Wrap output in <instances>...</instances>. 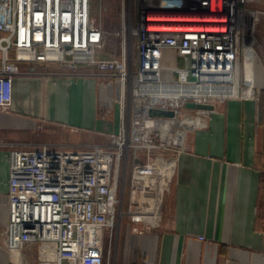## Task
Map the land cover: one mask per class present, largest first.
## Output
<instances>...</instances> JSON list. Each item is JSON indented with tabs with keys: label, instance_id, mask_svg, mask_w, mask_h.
I'll use <instances>...</instances> for the list:
<instances>
[{
	"label": "built area",
	"instance_id": "built-area-1",
	"mask_svg": "<svg viewBox=\"0 0 264 264\" xmlns=\"http://www.w3.org/2000/svg\"><path fill=\"white\" fill-rule=\"evenodd\" d=\"M93 1L0 0V112L12 104L13 81L30 64L56 65L68 71L82 66L107 73L120 85L119 124L105 145L64 150L49 144L6 153L7 223L0 228V247L20 264H110L111 237L119 206V160L124 149L153 151L167 131L169 142L181 130L178 122L200 119L210 111L188 109L186 103L213 105L245 98L249 85L240 88V60L253 55V40L244 32L256 10V0H132L140 15L126 53L125 0H121V50L104 55L106 32L92 14ZM243 22V23H242ZM240 23L242 27L240 26ZM185 57L182 65L166 67L162 53ZM129 94V123H123L124 97ZM252 97H255L254 91ZM171 112L168 116L165 113ZM166 126V131L163 128ZM159 160L162 163H173ZM155 179L160 195L168 190L167 177ZM173 173V171H172ZM165 183V184H163ZM137 234L158 222V209L128 215ZM33 254L26 256V251ZM105 250V251H104Z\"/></svg>",
	"mask_w": 264,
	"mask_h": 264
},
{
	"label": "crops",
	"instance_id": "crops-1",
	"mask_svg": "<svg viewBox=\"0 0 264 264\" xmlns=\"http://www.w3.org/2000/svg\"><path fill=\"white\" fill-rule=\"evenodd\" d=\"M251 8L264 33V0ZM246 57L255 97L228 99L202 116L204 125L185 137L167 175L160 220L137 234L131 229L142 226L128 217L114 238L110 264H264V93L258 96L264 68L260 60L255 65L257 56ZM22 70L10 110L0 112V228L8 219L9 149L104 145L121 114L120 85L107 73L43 64ZM111 240L106 234L105 250ZM0 264H16L1 247Z\"/></svg>",
	"mask_w": 264,
	"mask_h": 264
},
{
	"label": "rangeland",
	"instance_id": "rangeland-1",
	"mask_svg": "<svg viewBox=\"0 0 264 264\" xmlns=\"http://www.w3.org/2000/svg\"><path fill=\"white\" fill-rule=\"evenodd\" d=\"M92 4L93 17L97 22H101L103 30L107 33L104 54L109 56L117 54L121 50V36H117L114 33L119 30L120 26L121 0H102L101 3L99 1H93ZM252 5H254V2L247 4L246 9L255 10L251 8ZM139 15L140 11L138 7L133 4V1L125 0V50L127 54H131L133 51L132 44L134 39L131 37V33L138 22ZM259 17L260 16H254L248 18L246 23L251 25L254 24V31L244 32V35L247 43L249 40H253V48L257 56L255 65H258V61L260 60L264 68V33L261 31V27L257 22ZM242 25L240 23L241 27ZM184 61L185 57L179 56L170 50H165L162 53V64L166 67L180 66ZM243 67L244 65L241 58L239 70L240 88H246L245 80H247V77ZM252 90L255 94L256 88L253 87ZM124 103V109L122 112L123 123L127 126L129 123V94L127 89ZM189 132L190 131L186 133L185 137ZM157 139L159 148L153 151H140L130 148L123 150L122 156L119 160V206L117 208L115 223L111 234V239L113 240H111L110 243V253L111 248L113 247L114 238L117 233L124 229L130 213L135 211H146L154 208L161 209L162 207L163 196L166 192L163 193V196L160 195L159 184L155 179V171L159 160L172 162L173 159L176 158L179 146H174L168 139L166 140L161 135ZM107 143L108 139L106 137L105 144ZM171 170L172 167L170 166L169 169L165 171L163 179L167 178V175ZM168 183H170V179L168 180Z\"/></svg>",
	"mask_w": 264,
	"mask_h": 264
},
{
	"label": "bare ground",
	"instance_id": "bare-ground-1",
	"mask_svg": "<svg viewBox=\"0 0 264 264\" xmlns=\"http://www.w3.org/2000/svg\"><path fill=\"white\" fill-rule=\"evenodd\" d=\"M246 52L251 53L253 55V52L250 49V47L246 49ZM252 89H253L252 86L248 87L245 93V99H252V92H253ZM199 124H200V119L198 120V119H192V118H186L182 120L181 122H178L177 125L181 127V130L175 134L174 138L172 139L173 143L177 145H182L184 142V138H185V132L187 130L192 129L195 126H198ZM163 128L165 129L164 131H166L167 127L164 126ZM164 138L166 140L169 139V137L167 136V131L164 134ZM170 166L173 168V163L167 164V167H168L167 169H169ZM165 171H166L165 166L161 163L157 169V172L160 173V174H157L159 180L164 181L163 177L165 176ZM14 261L16 262V264H20L17 257H14Z\"/></svg>",
	"mask_w": 264,
	"mask_h": 264
},
{
	"label": "water",
	"instance_id": "water-1",
	"mask_svg": "<svg viewBox=\"0 0 264 264\" xmlns=\"http://www.w3.org/2000/svg\"><path fill=\"white\" fill-rule=\"evenodd\" d=\"M185 107L188 109H193V110H199V111H213L214 106L213 105H202V104H193V103H186ZM168 116H171V112H166L165 113Z\"/></svg>",
	"mask_w": 264,
	"mask_h": 264
},
{
	"label": "trees",
	"instance_id": "trees-1",
	"mask_svg": "<svg viewBox=\"0 0 264 264\" xmlns=\"http://www.w3.org/2000/svg\"><path fill=\"white\" fill-rule=\"evenodd\" d=\"M263 93H264V91H260V92H259V95H258L259 98H262Z\"/></svg>",
	"mask_w": 264,
	"mask_h": 264
}]
</instances>
